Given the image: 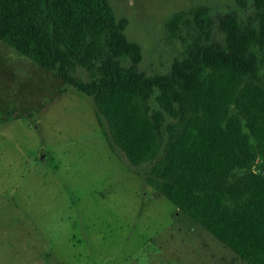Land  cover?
Instances as JSON below:
<instances>
[{"label": "trees", "instance_id": "obj_1", "mask_svg": "<svg viewBox=\"0 0 264 264\" xmlns=\"http://www.w3.org/2000/svg\"><path fill=\"white\" fill-rule=\"evenodd\" d=\"M127 23L109 0H0V40L88 95L110 147L177 210L264 264V0L244 17L175 11L181 50L161 72L139 67Z\"/></svg>", "mask_w": 264, "mask_h": 264}, {"label": "rangeland", "instance_id": "obj_2", "mask_svg": "<svg viewBox=\"0 0 264 264\" xmlns=\"http://www.w3.org/2000/svg\"><path fill=\"white\" fill-rule=\"evenodd\" d=\"M109 1L141 44L139 67L161 72L181 50L171 14L205 4L244 17L252 0ZM0 57V116L18 112L0 134V264H246L110 147L88 95L2 40Z\"/></svg>", "mask_w": 264, "mask_h": 264}, {"label": "crops", "instance_id": "obj_3", "mask_svg": "<svg viewBox=\"0 0 264 264\" xmlns=\"http://www.w3.org/2000/svg\"><path fill=\"white\" fill-rule=\"evenodd\" d=\"M1 59V57H0ZM27 64V63H26ZM0 70L2 71V68H1V64H0ZM50 76H49V75ZM48 74H46L47 76L49 77H55V75L52 73V72H48ZM59 83V82H58ZM57 83V84H58ZM54 86V85H53ZM61 85L58 86V89L55 91L54 90V87L53 88H50L52 89L51 91H47V94L48 92H51L50 94H52V97L53 99L57 98L58 96H61V94H63L64 92V89L63 87H60ZM60 87V88H59ZM49 88V87H48ZM49 89V90H50ZM39 106V105H38ZM46 105H41L40 109H43ZM37 107V106H36ZM39 108V107H38ZM14 110H16L13 106H11L10 108L8 109H5L4 110V115H1L0 116V134L2 133V131L6 128V127H10L12 128L13 127V120L17 118V115H18V112H14ZM27 115H29V113H27ZM5 132V133H4ZM3 134L4 135H8L6 133V131L4 130L3 131ZM219 264V263H218Z\"/></svg>", "mask_w": 264, "mask_h": 264}]
</instances>
